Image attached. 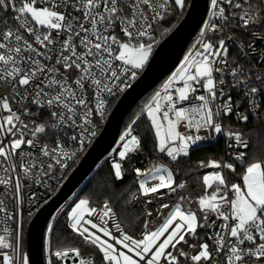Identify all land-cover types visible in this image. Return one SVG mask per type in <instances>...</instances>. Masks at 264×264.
Returning <instances> with one entry per match:
<instances>
[{
    "label": "snow or ice",
    "instance_id": "obj_1",
    "mask_svg": "<svg viewBox=\"0 0 264 264\" xmlns=\"http://www.w3.org/2000/svg\"><path fill=\"white\" fill-rule=\"evenodd\" d=\"M170 3L171 0H0V86L10 91L18 105L14 109L7 95L0 96V173L4 174L0 175V185L7 188L15 178L19 196L21 174L25 178L35 177L39 183V177L48 176L57 166L66 168V161L76 156L75 151L65 149L64 139L76 142L83 150L85 143L96 135L94 115L103 119L109 99L130 87L137 71L147 64L153 50V24L171 11ZM174 5L183 10L185 0H174ZM210 8L209 19L194 50L189 51L143 110L154 130L157 150L172 161L187 156L192 145L208 138L182 133L181 121L197 133L204 128L220 134L222 125L215 117L232 112L231 96L223 105H217L215 111L212 107L218 93L224 96L220 86L227 83L229 49L224 39L214 44L204 39L206 34L221 32L238 19L241 28L264 42V12L249 0H210ZM253 26L257 31H252ZM260 67L264 69V63ZM227 75L233 81L232 87L246 89L244 94L252 107H260L257 101L264 95V72L251 69L245 72L237 65ZM253 78L258 85L253 84ZM177 81L182 82V87L175 88L174 95L172 89ZM200 88L207 95L195 96L199 104L190 108L178 106ZM31 106H36L37 111L33 112ZM40 109L49 111L48 121L25 119L38 116ZM241 119L247 121L248 116L241 115ZM227 135L242 143L239 133ZM49 136L55 137V146L42 141V137ZM120 140L121 161L141 147L132 125ZM243 157L241 152L236 159ZM201 166L236 170L232 163L221 165L217 161ZM113 169L116 179H122L121 163H113ZM135 172L143 177L139 180L143 196L157 194L161 189L175 193L185 187L163 166L143 172L136 168ZM202 179L205 194L198 197L197 210L183 208L181 202L186 198L181 196V202L158 227L149 229V222L145 221L146 231L139 239L124 233L119 224L115 227L120 235H113L106 226L105 218L113 216L107 202L99 215L101 223H96L90 217L97 214V209L90 206L88 199L79 200L69 213V227L99 250L104 264H180L174 251L192 264H221V260L223 264H249L250 260L264 264V160L247 165L243 185L234 183L229 188L221 171L206 174ZM208 189H213L210 194ZM229 191L233 194L231 198ZM3 205L0 199V212L7 211ZM211 216L216 219L210 220ZM217 220L222 223L217 224ZM199 228L215 230L208 234L215 248L210 249L209 243L203 242L189 256L177 246L187 244V236L197 237ZM190 247L197 248L195 244ZM170 248L174 251H169ZM4 249L18 254L19 236L17 243L12 244L8 237L0 235V250ZM54 255L61 260L72 257L76 264H95L94 259L82 257L79 248L57 250ZM0 256L2 264H17L16 255L0 251ZM20 259L21 264H29L26 254Z\"/></svg>",
    "mask_w": 264,
    "mask_h": 264
},
{
    "label": "built area",
    "instance_id": "obj_2",
    "mask_svg": "<svg viewBox=\"0 0 264 264\" xmlns=\"http://www.w3.org/2000/svg\"><path fill=\"white\" fill-rule=\"evenodd\" d=\"M262 6H258L255 2V0H249L250 4L256 5L262 12H264V3L261 2V0H258ZM226 10L228 9L227 5H224ZM175 7L174 0H171L170 3V9L172 10ZM236 12H239V9L235 10ZM211 8H210V0H209V8L207 11V15L205 17V20L201 26L203 27L204 23L208 21L210 16ZM169 13V12H168ZM167 13H165L164 17ZM226 14L227 11H226ZM10 16L11 13H8ZM163 19L158 20L156 23L153 24L152 29V35L154 37V33L156 28L160 25ZM215 22V21H214ZM240 21L236 19L232 24H229L224 27V30L221 32H208L204 38H207L210 36L212 38V42L216 44L220 39H224L226 41V45L228 46L229 52H228V65L226 67L225 72V79L227 81L226 85H221L224 89V96L221 97L218 93L216 101L212 104V107L215 111L217 105H223L227 102L228 96H231V104H232V112L228 115H224L221 113L219 117H215V119L221 123L223 131L220 134H216L214 132H210L207 129L201 128L199 133L195 131V129H188L184 126L185 122L181 121L179 125V131L182 133H188L193 136L195 135H201L208 137L207 139L198 141L195 145H192L189 150L201 146L206 145H212L218 142L219 140L222 141V152H221V158L219 163L223 165L224 163H232L235 166V172L238 169V164L244 160L247 157L248 150L250 148V142L243 136L242 132L238 130L237 128L239 126L246 125L249 122V115L255 114L258 112V108H254L249 103V98L245 96L246 89L242 88H234L232 87L233 81L230 76L227 75V72L230 68H234L237 65H240L242 69L245 72H248L249 69H251L254 72L260 71L261 67L260 64L264 63V42H261L259 39H256L253 37L250 31L245 30L241 28ZM233 24L235 26H233ZM252 31H257V27L253 26ZM27 35V34H25ZM31 41V37H27ZM249 45H253L254 48L252 50H249ZM196 46V44L194 45ZM198 47V46H197ZM155 47H153L154 50ZM152 50V51H153ZM194 50V47L191 51ZM233 51L235 54H233ZM251 52V54H247ZM247 54V55H246ZM183 61V60H182ZM181 62L178 64V66L175 68V70L172 72V74L179 68ZM146 66V65H145ZM145 68V67H144ZM144 68L142 70L137 71V77L131 81V86L135 83V81L139 78V76L143 73ZM169 75L166 80L160 85L157 91H160L162 89V86L168 81V79L172 76ZM219 74H217L218 76ZM253 84L258 85L259 82L255 81L253 78ZM130 86V87H131ZM130 87L126 88L123 92H119L117 96L112 97L109 99L108 106L105 111V116L103 119H101L99 116L93 117V122L95 124V131L96 135L92 137L90 140H88L83 150L79 149V145L71 141L70 139H64V147L69 152L75 151L76 156L73 157L71 160H67V167L66 168H59L57 166L56 170L51 172L48 176H41L39 177V183L37 182V178H25L20 176L21 180V192L19 196H17L15 191V178H13V182L10 186L7 188L4 185H0V199L4 202V207L6 208V212H0V235H5L8 237L9 242L12 244L17 243V236H19V253H13L11 249H4L0 251H6L9 255H16L17 256V264H21V257L23 254H26L28 256V250L26 245V231L27 227L25 225V217L33 218V216L36 214V212L47 202L51 200V198L57 193L59 188L62 186V184L65 182L66 178L69 176V172L71 168L78 164V162L81 160L83 155L86 153V151L91 147L93 142L96 140L98 135L100 134L105 122H106V115H109V112L116 100H118ZM182 87V82H174L173 85V94L175 95V88ZM199 87V86H198ZM207 95L202 88H200L196 93H193L189 96V99L183 104L178 105L179 107H191L192 104H199L200 101L195 100V96L197 95ZM236 94H239V97L241 99H244L245 103H242L241 100L236 98ZM7 95L9 98V101L12 103V106L14 109L18 107L17 103L13 100V97L8 89H6L3 86H0V96ZM259 105L260 102V96L258 98ZM31 110L33 112L37 111L36 106H31ZM6 115V113H5ZM241 115H247L248 119L247 121H244L241 119ZM27 119H36L37 122H46L50 119L49 117V111L47 109H40L38 116L33 117H26ZM154 132V131H153ZM227 133H239L241 136L242 143H238L235 139V137H229ZM133 134L137 135L139 138L138 132L133 129ZM71 135V133H69ZM123 135V133L119 136L113 147L103 156L101 163L108 162L111 166L112 172L114 174L113 169V163H121L122 165V173L123 178H127L129 175H132L135 179V184L137 186V190L134 192V194L131 196L129 200V207L133 210H141L144 213L145 221L149 222V229L150 226L154 225L159 217L161 216V213L164 208H161L160 206L162 204H169L171 199L178 193L179 190L175 193L169 192L168 189H161L159 193L149 195V196H143L139 189V180L143 177H138L135 169L140 168L141 171L146 170H154L156 168V159L154 157L146 156L142 154L141 149L132 152L128 155V157L121 161L119 157V151L122 149L123 142L120 140V137ZM155 135V133H154ZM43 142L49 143L50 146H55V137L49 136V137H42ZM244 144H247V147L244 146ZM27 150V149H26ZM243 152L244 157L241 160H237L236 156ZM164 155L171 160L170 157H168L165 153ZM99 165V166H100ZM221 172L226 178L227 184V173H235L229 169L226 168H220ZM19 171V169H17ZM0 175H4L3 173H0ZM15 176V174H13ZM118 179V180H122ZM177 183H185V187L187 185L186 179L182 178L176 181ZM150 183H156V181H151ZM184 187V188H185ZM229 197L231 198V194H229ZM97 209V214L90 217L94 222L101 223L99 220V215L102 214L103 208L102 207H94ZM113 210V209H112ZM151 213V215H149ZM11 217V218H9ZM107 221L106 226L112 231L113 235L119 236L120 232L116 230L115 225L119 224L120 228L124 233H127L119 219L118 214L116 211L113 210V216L112 218H105ZM216 218L214 216L210 217V220H215ZM31 221V220H30ZM217 224L222 223V221L217 220ZM145 224V222H144ZM4 229H8L9 231L6 233ZM206 229V237L203 239H200L196 241L194 244L197 246L196 249L190 248V250L186 253L189 254V256L194 255L196 251L199 248V244L203 242H207L210 245V249L215 248L214 241L208 239L209 233H214L215 230L205 228ZM218 230V229H216ZM95 231V230H92ZM146 229L144 228V225L138 230L136 239H139L142 237V235L145 233ZM129 235V234H128ZM107 239V238H104ZM47 245L44 246V261L45 264H49V260L51 259L52 264H76L74 258L69 257L67 259L61 260L55 257L54 253L57 250H64V249H57L53 250L50 248L49 243H46ZM248 246V245H245ZM118 248L120 246H117ZM71 248H77V247H71ZM69 249V248H65ZM169 251H173L171 248ZM81 252V250H80ZM179 261L180 256L179 253L176 254ZM82 257H90L94 259L92 255L89 254H83L81 252ZM185 258V257H184ZM186 259V258H185ZM220 259V258H217ZM2 256H0V264H2ZM29 260V257H28ZM95 261V259H94ZM187 264H192L190 259H186ZM30 264V263H29ZM96 264V263H95ZM221 264H223V261L221 260ZM249 264H254L253 261H249Z\"/></svg>",
    "mask_w": 264,
    "mask_h": 264
},
{
    "label": "trees",
    "instance_id": "obj_3",
    "mask_svg": "<svg viewBox=\"0 0 264 264\" xmlns=\"http://www.w3.org/2000/svg\"><path fill=\"white\" fill-rule=\"evenodd\" d=\"M255 2L258 6H262L258 0H255ZM186 10L182 14H177L176 8L174 7L169 13L166 14V16L163 18L162 22L156 28L154 33V38L161 34V37L156 43V46L178 25V23L183 18ZM172 22H174L175 24L174 26H172V28H170ZM164 28H167L165 32ZM162 32L164 33L162 34ZM199 33L200 31H198L188 43V46L184 51L181 61L189 53V51H191V48L197 41L195 40V38L197 39V35H199ZM233 54H235L234 51ZM259 72H264V69H260ZM171 74L172 73L168 74V76ZM168 76H166L156 86L150 89L136 103V105L131 108L123 122L121 130L123 129V126L125 128V125L127 123H131V121L133 122V119L136 120V123L133 124L132 128L135 129L140 136V149L142 154L154 157L156 159V162L160 161L165 163L173 172L176 181L184 178L187 181V185L185 188L192 189L194 187L193 180H195L198 175L203 174L205 173V171L208 170L206 169L208 167H202L201 165H207L211 161H220L222 152V141L219 140L218 142L212 145L193 148L189 150V154L187 156L181 155L176 161L168 159L164 155V153H161L157 150L156 139L153 132L154 130L152 129L151 123L143 110L145 105L151 100L160 85L166 80ZM237 97L239 100H241L242 103H245L244 99H241V97H239V94H236V98ZM117 101L118 100L114 102L109 114L111 113ZM260 102L261 104L258 109V112L255 114H250L249 122L246 125L239 126L237 128L242 132L243 136L250 142V148L248 150L247 157L238 164L237 171L235 173H227L228 183L230 179H232V181L242 184V175L247 165L257 160H264V95H260ZM76 165L77 164H75L71 168L69 174L73 171ZM136 190L137 186L135 184V179L132 175H129L125 179L118 180L113 174L110 164L108 162H104L96 169L92 177L87 180V182L82 186L77 196L88 199L90 201L91 207L103 208L104 204L107 202L109 207H111V209L116 211V213L118 214L119 219L127 234L135 237L137 235L138 230L144 225L145 222L143 211L133 210L129 207V200ZM170 204L171 203H169L168 205L170 206ZM167 209L168 208L163 209L161 216L159 217L156 223L162 220L163 215ZM31 219V217H25L26 226L28 225ZM69 225L70 220L65 214V211H63L59 214L55 221V224L51 229L49 238L50 248L53 250H57L66 247H79L83 254L92 255L95 259L96 264H104L102 260V254L99 252V250L94 246L86 243L77 233L71 230ZM152 228L153 225L150 226V229ZM205 237L206 229L199 228L197 237L187 236L186 240L188 241V243H182L181 249L184 252H188L191 248L190 245ZM45 240L46 237L44 233L43 250ZM180 264H187L186 259L184 257L180 258Z\"/></svg>",
    "mask_w": 264,
    "mask_h": 264
},
{
    "label": "water",
    "instance_id": "obj_4",
    "mask_svg": "<svg viewBox=\"0 0 264 264\" xmlns=\"http://www.w3.org/2000/svg\"><path fill=\"white\" fill-rule=\"evenodd\" d=\"M208 8L209 0H190L181 21L154 48L143 73L118 99L91 147L83 155L57 193L33 216L26 231V245L30 264H45L43 254L44 233L50 219L57 209L81 188L99 167L103 156L119 138L123 122L131 108L178 66L188 43L201 28Z\"/></svg>",
    "mask_w": 264,
    "mask_h": 264
},
{
    "label": "rangeland",
    "instance_id": "obj_5",
    "mask_svg": "<svg viewBox=\"0 0 264 264\" xmlns=\"http://www.w3.org/2000/svg\"><path fill=\"white\" fill-rule=\"evenodd\" d=\"M189 1L190 0H185V7H184V9L183 10H181V9H179V8H177L176 6H175V8H176V11H177V14H182V13H184V11L187 9V7H188V5H189ZM174 22H172V24L170 25V28H172V26H174ZM201 29L202 28H200V32H201ZM165 30H167V28H164V32H165ZM164 32H162V34L164 33ZM161 37V34H159L157 37H155L154 38V40L152 41L153 42V47H155L156 46V43H157V41L159 40V38ZM201 37H200V33H199V35H197V39L195 38V40H198V39H200ZM204 39H206V40H211L212 41V38L210 37V36H208L207 38H204ZM196 44V42L194 43V45ZM194 45H193V47H194ZM193 47L191 48V50L193 49ZM151 56V55H150ZM150 58V57H149ZM183 61H181V63H182ZM108 116L109 115H106V120H107V118H108ZM134 120V119H133ZM129 125H132L133 126V123H132V121H131V123L129 122V123H127L126 125H125V128H124V126H123V129L121 130V134L122 133H124L125 132V130L128 128V126ZM100 165V164H99ZM159 166H163L164 168H166V169H168V170H170V168L165 164V163H163V162H157L156 163V167H159ZM206 169H208L207 171H205V173H203V174H200V175H198L196 178H195V180H193V188L192 189H189V188H183V189H181V190H179L178 191V193L171 199V201H170V206L168 207V209L166 210V212L164 213V215H163V218H162V220L160 221V222H158V223H156L155 225H153V228L152 229H155L156 227H158L162 222H163V220H164V218L170 213V211L173 209V207L178 203V202H181L180 201V197L181 196H183V197H185L186 199L183 201V202H181L182 203V206H183V208H185V209H188V208H191V210H193V211H195V210H197V204H196V201H197V199H198V197H200V196H202V195H204L205 194V186H204V184H203V176L204 175H206V174H209V173H212V172H216V171H221L220 169H216V168H212V167H208V168H206ZM171 171V170H170ZM94 174V173H93ZM92 174V175H93ZM92 175H91V177H92ZM90 177V178H91ZM89 178V179H90ZM88 179V180H89ZM198 183V184H197ZM239 184L238 182H234V181H232V179H230V181H229V183H228V185H229V188H230V186H231V184ZM241 185H243V181H242V184ZM82 188V187H81ZM81 188H79L71 197H69L58 209H57V211L55 212V214L52 216V218L50 219V221H49V224H48V227H47V230H46V232H45V237H46V240H45V244H44V246H46L47 244L46 243H49V238H50V232H49V226H51V229H52V227H53V225L55 224V221H56V219H57V216H59V214L60 213H62L63 211H65V214L68 216V218H69V213L71 212V210H72V208L75 206V204L76 203H78L79 202V200H81V199H85V198H83V197H79V196H77L78 195V192L80 191V189ZM212 190L213 189H208L207 191H208V193L210 194L211 192H212ZM229 194H231V196H233V194L231 193V191H229V193H228V195ZM189 200H191L192 202L191 203H189ZM91 206V205H90ZM70 223H71V221H70ZM136 237V236H135ZM50 245V244H49ZM179 249H181V245H178L177 246ZM66 248H71V247H66ZM77 248H79V247H77ZM62 249H65V248H62ZM80 249V248H79ZM81 250V249H80ZM174 251V250H173ZM43 252H44V250H43ZM82 252V251H81ZM44 254V253H43ZM176 254H178V252L177 251H174V255H176Z\"/></svg>",
    "mask_w": 264,
    "mask_h": 264
}]
</instances>
